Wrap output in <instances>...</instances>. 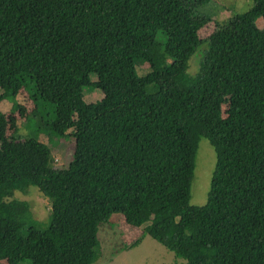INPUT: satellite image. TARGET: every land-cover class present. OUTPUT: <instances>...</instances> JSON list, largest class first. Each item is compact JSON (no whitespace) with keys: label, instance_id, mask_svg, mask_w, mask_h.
Wrapping results in <instances>:
<instances>
[{"label":"trees","instance_id":"trees-1","mask_svg":"<svg viewBox=\"0 0 264 264\" xmlns=\"http://www.w3.org/2000/svg\"><path fill=\"white\" fill-rule=\"evenodd\" d=\"M205 1L0 0V104L25 90L36 110L53 106L55 134L76 139L55 168L45 144L5 134L15 119L0 110V260L93 264L100 225L120 213L182 264H264V0L201 39ZM89 86L103 98L86 102ZM201 138L215 164L206 202L193 205ZM22 182L50 200L48 224L5 201Z\"/></svg>","mask_w":264,"mask_h":264},{"label":"rangeland","instance_id":"rangeland-1","mask_svg":"<svg viewBox=\"0 0 264 264\" xmlns=\"http://www.w3.org/2000/svg\"><path fill=\"white\" fill-rule=\"evenodd\" d=\"M255 0H206L198 10L211 19L203 25L198 36L205 39L214 29V24H223L230 17L242 13L254 5ZM259 28H262L264 21L257 20ZM206 49V41H203L194 51L189 60L188 72L195 75L198 72L200 62ZM135 68L138 75L148 72V64L137 59ZM97 80V76L92 74ZM0 92L2 89L0 88ZM103 92L94 87H87L84 92L86 102H96L103 98ZM228 98L222 99V117L229 115ZM12 104L17 107L11 109ZM228 105V106H227ZM0 110L7 115H13L15 119V131L8 127L6 135L14 138L32 137L45 144L54 157L55 168H64L72 158L74 136L72 129L65 134L57 135L48 126V121L53 117V106L49 103L35 104L28 96L27 91L21 90L14 100H4L0 104ZM215 164V151L206 138L198 142L197 152L194 158L193 179L190 186V204L202 205L206 202L207 191ZM17 200L26 202L35 219L48 224L51 217V202L44 197L33 185L22 182L15 185L9 197L5 201ZM144 226H134L125 222L120 213H114L108 222L102 223L99 227V238L102 245L101 256L93 264H182L184 259L178 257L173 250H169L163 244L151 238L145 231ZM135 243L130 245L131 243ZM0 264H7L4 259ZM18 264H32L31 259H23Z\"/></svg>","mask_w":264,"mask_h":264}]
</instances>
